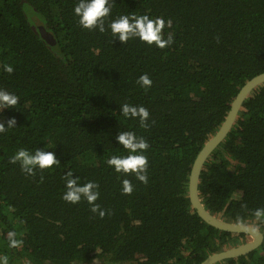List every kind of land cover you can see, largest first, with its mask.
<instances>
[{
    "label": "trees",
    "instance_id": "trees-1",
    "mask_svg": "<svg viewBox=\"0 0 264 264\" xmlns=\"http://www.w3.org/2000/svg\"><path fill=\"white\" fill-rule=\"evenodd\" d=\"M262 72L264 0H0V264H199L246 242L188 187ZM199 193L264 233V83ZM216 264H264V242Z\"/></svg>",
    "mask_w": 264,
    "mask_h": 264
},
{
    "label": "water",
    "instance_id": "water-1",
    "mask_svg": "<svg viewBox=\"0 0 264 264\" xmlns=\"http://www.w3.org/2000/svg\"><path fill=\"white\" fill-rule=\"evenodd\" d=\"M44 37L49 41L54 40V38L49 34L44 33ZM263 83L264 72L249 79L240 88L239 92L237 93L236 97L234 98L231 104V108L228 111L225 120L215 132V134H213L205 142L198 155L196 156V159L194 160V163L192 165L188 187L191 204L195 209H197L196 211L198 215L205 222L220 230L233 233H245L249 237H251V239L247 240L242 244L214 252L210 254L207 258H205L203 261H201L199 264H216L219 261H223L225 259L238 258L240 256L247 255L259 248L264 242V233L255 225L231 222L210 212V210L205 207L199 193L200 176L205 167L206 162L208 161L213 151H215L219 147V145L224 141V139L232 130L239 117L240 111L243 108L245 100L250 95H252V92L259 86H261Z\"/></svg>",
    "mask_w": 264,
    "mask_h": 264
},
{
    "label": "rangeland",
    "instance_id": "rangeland-1",
    "mask_svg": "<svg viewBox=\"0 0 264 264\" xmlns=\"http://www.w3.org/2000/svg\"><path fill=\"white\" fill-rule=\"evenodd\" d=\"M251 239V237H248V239L247 240H250ZM93 264H100L99 262H95V263H93Z\"/></svg>",
    "mask_w": 264,
    "mask_h": 264
}]
</instances>
